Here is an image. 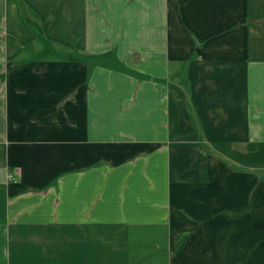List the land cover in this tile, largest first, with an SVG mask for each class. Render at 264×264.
<instances>
[{
    "label": "crops",
    "instance_id": "1",
    "mask_svg": "<svg viewBox=\"0 0 264 264\" xmlns=\"http://www.w3.org/2000/svg\"><path fill=\"white\" fill-rule=\"evenodd\" d=\"M0 264H264V0H0Z\"/></svg>",
    "mask_w": 264,
    "mask_h": 264
}]
</instances>
